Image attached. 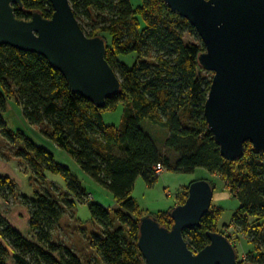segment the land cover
I'll list each match as a JSON object with an SVG mask.
<instances>
[{
	"label": "trees",
	"instance_id": "trees-1",
	"mask_svg": "<svg viewBox=\"0 0 264 264\" xmlns=\"http://www.w3.org/2000/svg\"><path fill=\"white\" fill-rule=\"evenodd\" d=\"M22 2L23 7L16 6L18 18L30 19L34 10L52 17L50 0ZM70 3L84 32L106 39L107 60L121 80V90L98 108L74 93L63 74L44 56L0 45V139L14 157L25 160L37 183L41 180L42 184L30 197L20 191L15 180L0 175V198L11 205H23L29 212V231L25 234L8 220L11 209L0 205V264H84V254L77 245L57 234L63 229V218L76 214L78 203L88 204L98 228L88 227L85 239L103 264H146L138 248L144 214L131 194L138 177L148 185L158 180V166L163 171L183 173L204 168L221 175L241 203L232 225L252 246L243 259L239 247L226 235L237 249L238 262L264 264V151H255L247 142L237 160L221 154L204 115L213 78L199 63L206 47L200 35L194 40L185 38L187 32L197 33L196 28L164 0H139L135 6L132 0ZM129 54L135 55L132 64L120 57ZM8 98L15 99L31 124L39 126L81 170L113 194V209L94 200L54 152L23 131L8 127L4 119ZM121 105L122 123L107 122L104 112ZM147 125L161 128V135ZM6 156L0 141V160H7ZM46 171L62 175L64 185L48 180ZM201 179L214 186L210 178ZM188 189L187 185L181 193L180 204L185 202ZM172 209L152 216L171 227ZM220 214L211 206L199 227L184 230L191 250L198 252L209 244V231L224 234L218 229Z\"/></svg>",
	"mask_w": 264,
	"mask_h": 264
},
{
	"label": "water",
	"instance_id": "water-1",
	"mask_svg": "<svg viewBox=\"0 0 264 264\" xmlns=\"http://www.w3.org/2000/svg\"><path fill=\"white\" fill-rule=\"evenodd\" d=\"M50 1L52 17L34 10L23 19L15 13L22 0H0V45L44 56L74 93L102 108L122 86L107 60V41L84 32L70 0ZM164 1L205 44L199 63L214 75L204 115L221 154L237 160L247 142L264 151V0ZM213 196L211 182L198 179L185 202L173 207L171 227L150 214L141 217L138 248L146 264H239L235 245L221 232L209 231V244L198 252L184 238V230L201 225Z\"/></svg>",
	"mask_w": 264,
	"mask_h": 264
},
{
	"label": "rangeland",
	"instance_id": "rangeland-1",
	"mask_svg": "<svg viewBox=\"0 0 264 264\" xmlns=\"http://www.w3.org/2000/svg\"><path fill=\"white\" fill-rule=\"evenodd\" d=\"M134 6L139 4V0H132ZM199 37L198 32L186 33L185 38L188 40H194ZM135 55H121V60L132 64L135 61ZM210 75H214L212 71H207ZM124 109L122 105L113 111H105L104 117L107 122H113L116 124H121L123 119ZM4 119L8 124V127L14 131L21 130L28 137L32 138L35 142L40 145L45 146L52 152H54L57 160L65 164L70 168L73 174L77 175L82 181L83 185L87 188L89 192L94 195V200L102 203L106 207L113 209L116 205V200L113 194L107 190L105 187L94 181L86 172L81 170L75 159L63 149L56 147L50 139H48L41 131L40 127L34 124H31L24 116L21 105L13 98H8V107L4 113ZM143 123L142 125H144ZM152 129L151 125H147ZM144 127V126H143ZM156 130L158 135H161V128L152 129ZM155 133V131H154ZM161 138V137H160ZM1 141V147L6 149V158L2 162H8L10 166L14 167L16 171L21 174L23 178L20 179V184H18L20 191L30 197L35 196V192L40 190L41 183H37L33 177L32 169L28 166L25 160H22L19 157H14L13 152H11L5 145V142ZM3 145V146H2ZM48 180L59 182L64 185V177L60 174H55L49 171L45 172ZM10 178L11 175L7 174ZM201 178H210L213 182L214 187V196L212 200V208L216 212L221 211V214L218 218V229L223 231L225 235H229L231 240L235 245L241 250L242 258L245 259L247 256L248 250L252 247L243 234L239 232L238 229L232 225V218L234 214L238 211L241 203L238 198H236L230 189L227 186L225 179L217 174H211L204 168H197L193 173H183L177 172L171 169L164 170L158 176V180L153 185H148L142 176L138 177L135 183V187L132 191L131 196L138 202L140 212L144 215L150 214L154 216H160L163 213L169 211L171 208L180 204L182 199L181 193L185 190V186H189L191 182L201 179ZM13 179V178H12ZM14 180V179H13ZM44 186V185H43ZM47 186H50L47 185ZM12 202L3 201L0 198V205L4 209L14 210L16 203L11 205ZM2 208V209H3ZM18 214L16 211L11 212L13 219L19 216L20 219L18 222L24 224V229L27 228L26 233L29 231L28 224L26 223V218L24 212ZM10 214V213H9ZM63 218L62 220V230H58L57 234L62 240L73 243L77 245L80 253H83L84 264H103V261L98 257V255H93V249L88 246L86 233L88 229L98 230L94 225L92 220L91 212L89 210L88 204L78 203L76 206V214L72 213ZM19 223V224H20ZM86 228L83 230L82 227ZM89 227V228H88ZM77 249V251H78Z\"/></svg>",
	"mask_w": 264,
	"mask_h": 264
},
{
	"label": "crops",
	"instance_id": "crops-1",
	"mask_svg": "<svg viewBox=\"0 0 264 264\" xmlns=\"http://www.w3.org/2000/svg\"><path fill=\"white\" fill-rule=\"evenodd\" d=\"M3 160H0V175H7V174H10L11 177L17 182L20 184V179L22 180V183H23V178L20 176L21 174H19L18 171H16V169L12 166L9 165L8 162H5L4 163L2 162ZM14 210L10 211L8 214H7V218L8 220L18 229L20 230L21 232L26 233L27 231V228L24 229V224L21 225L22 223L18 222L20 219H22L21 217L19 216H15L16 219L14 218L13 219V216L11 215V212H14L16 211L18 214H22L21 212H24L25 214V218H26V223L28 224V227H29V212L27 210L26 207H24L23 205H19V204H16V206H14L13 208ZM20 223V224H19Z\"/></svg>",
	"mask_w": 264,
	"mask_h": 264
},
{
	"label": "built area",
	"instance_id": "built-area-1",
	"mask_svg": "<svg viewBox=\"0 0 264 264\" xmlns=\"http://www.w3.org/2000/svg\"><path fill=\"white\" fill-rule=\"evenodd\" d=\"M157 171H158L159 173H161V172L163 171L162 166H158V167H157Z\"/></svg>",
	"mask_w": 264,
	"mask_h": 264
},
{
	"label": "flooded vegetation",
	"instance_id": "flooded-vegetation-1",
	"mask_svg": "<svg viewBox=\"0 0 264 264\" xmlns=\"http://www.w3.org/2000/svg\"><path fill=\"white\" fill-rule=\"evenodd\" d=\"M31 17H32V16H31ZM31 17H30V18H31Z\"/></svg>",
	"mask_w": 264,
	"mask_h": 264
}]
</instances>
